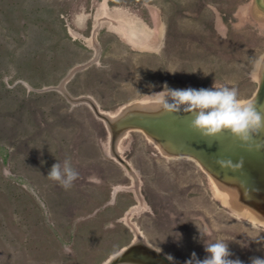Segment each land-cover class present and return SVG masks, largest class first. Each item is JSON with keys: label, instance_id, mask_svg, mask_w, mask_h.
<instances>
[{"label": "rangeland", "instance_id": "374dc122", "mask_svg": "<svg viewBox=\"0 0 264 264\" xmlns=\"http://www.w3.org/2000/svg\"><path fill=\"white\" fill-rule=\"evenodd\" d=\"M261 54L264 0H0V264H111L133 247L151 260L121 264H186L217 241L264 259V186L178 150L158 129L192 114L153 103L215 84L257 105ZM253 140L264 151V131ZM66 159L67 190L47 177Z\"/></svg>", "mask_w": 264, "mask_h": 264}, {"label": "clouds", "instance_id": "9594fccd", "mask_svg": "<svg viewBox=\"0 0 264 264\" xmlns=\"http://www.w3.org/2000/svg\"><path fill=\"white\" fill-rule=\"evenodd\" d=\"M251 64L250 78L257 81L264 76V54L254 57ZM153 95L155 110L192 114L190 127L204 137H215L227 130L248 145L256 134L264 131V110H257L254 99H240L235 87L214 84L212 88L169 89L166 86L163 91ZM219 163L231 167L230 161ZM78 176L79 173L67 159L63 165L60 162L53 164L47 175L48 179L58 182L66 190L72 187ZM200 233L202 238H206V233L201 230ZM205 251L209 255L203 260L192 253V258L186 264H242L239 259L228 258L231 253L224 241L205 242ZM251 264H264V259L252 258Z\"/></svg>", "mask_w": 264, "mask_h": 264}, {"label": "water", "instance_id": "95a60500", "mask_svg": "<svg viewBox=\"0 0 264 264\" xmlns=\"http://www.w3.org/2000/svg\"><path fill=\"white\" fill-rule=\"evenodd\" d=\"M258 106L264 102V80L258 90ZM167 121L161 122L159 133L164 136H175L178 150L192 153L199 158L207 168L229 175L240 174L243 180L250 183L264 185V151L253 140L250 144H243L227 130L215 137H204L191 127L189 117L166 116ZM176 119V120H175ZM175 120V121H174ZM219 161H230L231 167L222 166ZM263 162V166H262ZM263 183V184H262ZM150 250L143 247L130 248L111 264H121L125 260L146 263Z\"/></svg>", "mask_w": 264, "mask_h": 264}, {"label": "crops", "instance_id": "0c3cea01", "mask_svg": "<svg viewBox=\"0 0 264 264\" xmlns=\"http://www.w3.org/2000/svg\"><path fill=\"white\" fill-rule=\"evenodd\" d=\"M263 184V183H262ZM262 186H264V185H262Z\"/></svg>", "mask_w": 264, "mask_h": 264}]
</instances>
